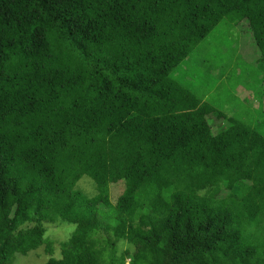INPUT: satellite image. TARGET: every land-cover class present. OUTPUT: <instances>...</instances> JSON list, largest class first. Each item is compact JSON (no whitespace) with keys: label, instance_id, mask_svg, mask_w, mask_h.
Returning a JSON list of instances; mask_svg holds the SVG:
<instances>
[{"label":"trees","instance_id":"obj_1","mask_svg":"<svg viewBox=\"0 0 264 264\" xmlns=\"http://www.w3.org/2000/svg\"><path fill=\"white\" fill-rule=\"evenodd\" d=\"M222 20L262 74L264 0H0V264L41 245L42 264H264V111L172 76Z\"/></svg>","mask_w":264,"mask_h":264},{"label":"rangeland","instance_id":"obj_2","mask_svg":"<svg viewBox=\"0 0 264 264\" xmlns=\"http://www.w3.org/2000/svg\"><path fill=\"white\" fill-rule=\"evenodd\" d=\"M258 54L244 20L236 23L222 20L178 64L172 76L189 84L203 100L227 115L254 122L260 110L264 111V71L259 74L256 63ZM208 121L213 128L219 126L213 116H209ZM76 187L88 197L95 193L94 182L86 175L80 177ZM123 187V180L110 184L109 197L112 202ZM44 226L45 236L53 242V256L60 257L58 242L69 238L75 224L58 220L54 224L45 223ZM125 247L130 246L119 240L118 252ZM48 258L45 246L41 245L26 255L15 254L11 264H42ZM127 259L125 264H129Z\"/></svg>","mask_w":264,"mask_h":264},{"label":"clouds","instance_id":"obj_3","mask_svg":"<svg viewBox=\"0 0 264 264\" xmlns=\"http://www.w3.org/2000/svg\"><path fill=\"white\" fill-rule=\"evenodd\" d=\"M127 261H129V258L127 259ZM129 263V262H128Z\"/></svg>","mask_w":264,"mask_h":264}]
</instances>
